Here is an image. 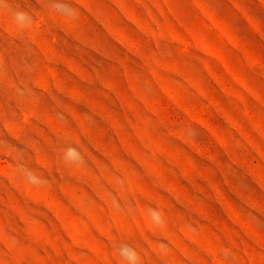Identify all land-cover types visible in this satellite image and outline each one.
I'll return each instance as SVG.
<instances>
[{
    "label": "rangeland",
    "instance_id": "rangeland-1",
    "mask_svg": "<svg viewBox=\"0 0 264 264\" xmlns=\"http://www.w3.org/2000/svg\"><path fill=\"white\" fill-rule=\"evenodd\" d=\"M125 246L264 264V0H0V264Z\"/></svg>",
    "mask_w": 264,
    "mask_h": 264
},
{
    "label": "clouds",
    "instance_id": "clouds-1",
    "mask_svg": "<svg viewBox=\"0 0 264 264\" xmlns=\"http://www.w3.org/2000/svg\"><path fill=\"white\" fill-rule=\"evenodd\" d=\"M62 5L58 6V8H60L61 10H63ZM17 19H23L22 15L17 16ZM66 157H71L74 158V160H78L79 162H83V158L79 156V154L77 153L76 149L74 148H69L66 152ZM29 180L33 183L36 182V180L32 177H29ZM151 219L153 220V222H155L156 224H161L162 220H161V215L156 212V211H152L151 213ZM119 254L126 260L129 261V264H136L137 260L139 259V257L136 255V253L134 251H131L130 249H128L127 246L122 247L119 249Z\"/></svg>",
    "mask_w": 264,
    "mask_h": 264
}]
</instances>
